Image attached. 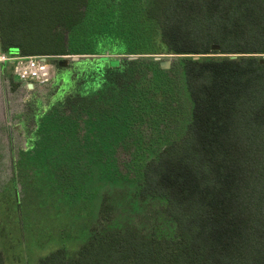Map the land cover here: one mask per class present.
I'll list each match as a JSON object with an SVG mask.
<instances>
[{
	"label": "trees",
	"instance_id": "trees-1",
	"mask_svg": "<svg viewBox=\"0 0 264 264\" xmlns=\"http://www.w3.org/2000/svg\"><path fill=\"white\" fill-rule=\"evenodd\" d=\"M136 1L0 0L4 53L177 56L167 69L150 56L128 59L120 84L144 89L140 111L158 107L149 120L162 127V147L134 182L166 225H116L104 198L74 254L59 247L36 264H264V0H144L141 9ZM146 22L158 29L159 50L133 37ZM110 110H92L97 129L98 112Z\"/></svg>",
	"mask_w": 264,
	"mask_h": 264
},
{
	"label": "rangeland",
	"instance_id": "rangeland-1",
	"mask_svg": "<svg viewBox=\"0 0 264 264\" xmlns=\"http://www.w3.org/2000/svg\"><path fill=\"white\" fill-rule=\"evenodd\" d=\"M144 3L137 0V9ZM135 33L141 44L159 50L153 24L142 23ZM143 56L159 63L177 58L109 51L59 55L51 58L55 67L50 84L28 96L0 80V252L5 264H36L59 247L74 254L98 223L104 198L113 207L116 225L131 222L145 231L166 225L160 204L140 201L134 182L142 162L162 147V127L149 120L158 116V107L140 111L144 108L136 93L144 94V89L120 87L125 61ZM62 61L66 63L59 65ZM5 69L10 72L8 65ZM119 95L125 104L118 102ZM156 96L161 103L163 95ZM108 103L109 117L99 111L97 129L92 110ZM101 155L111 160H101Z\"/></svg>",
	"mask_w": 264,
	"mask_h": 264
},
{
	"label": "built area",
	"instance_id": "built-area-1",
	"mask_svg": "<svg viewBox=\"0 0 264 264\" xmlns=\"http://www.w3.org/2000/svg\"><path fill=\"white\" fill-rule=\"evenodd\" d=\"M57 57L0 52V63H9L13 74L27 84H42L51 76L53 67L51 58Z\"/></svg>",
	"mask_w": 264,
	"mask_h": 264
},
{
	"label": "flooded vegetation",
	"instance_id": "flooded-vegetation-1",
	"mask_svg": "<svg viewBox=\"0 0 264 264\" xmlns=\"http://www.w3.org/2000/svg\"><path fill=\"white\" fill-rule=\"evenodd\" d=\"M115 63H116V61H110V64L114 65ZM7 65L10 68V72H7L9 74L8 76H7V73L5 71L6 70L5 67H7ZM54 67H55V65H53L51 76L46 82H44L42 84H27L25 81L20 80L17 76H15L13 74L11 66L9 65V63L3 62V63H0V77H1L0 80L2 79V81L5 84H14L20 93H22L25 96H28V95H31L32 93H35L36 90L50 84V82L53 78V74H54ZM2 94L4 95V93H2V91H0L1 97H2ZM1 106H0V119H3V116H2L3 109ZM9 111H11V110L9 109Z\"/></svg>",
	"mask_w": 264,
	"mask_h": 264
},
{
	"label": "water",
	"instance_id": "water-1",
	"mask_svg": "<svg viewBox=\"0 0 264 264\" xmlns=\"http://www.w3.org/2000/svg\"><path fill=\"white\" fill-rule=\"evenodd\" d=\"M213 49H218V47H217V46H213ZM74 58H76V57H74ZM157 58H158V57H156V59H157ZM259 62H260V63H264V57H262V58L259 60ZM64 63H66V61H62V62H60L59 65H64ZM160 66H161L162 68H164V69L169 68V66H170V60H162V61H160Z\"/></svg>",
	"mask_w": 264,
	"mask_h": 264
}]
</instances>
